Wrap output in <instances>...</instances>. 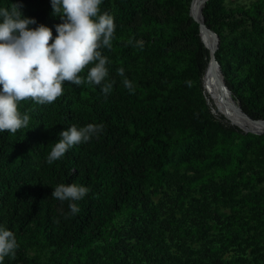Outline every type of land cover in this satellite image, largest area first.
<instances>
[{
    "label": "trees",
    "instance_id": "1",
    "mask_svg": "<svg viewBox=\"0 0 264 264\" xmlns=\"http://www.w3.org/2000/svg\"><path fill=\"white\" fill-rule=\"evenodd\" d=\"M6 1L19 4L16 0ZM189 2L103 0L101 14L107 13L114 19L112 44L120 48L123 62L140 61L145 70L142 74L154 77L151 83L133 85L134 94H130L124 84L114 81V67L107 65L106 82L114 83L106 97L100 86L78 87L65 83L63 95L50 105L21 102V113L30 116L29 126L15 135L0 133V217L5 209L14 208L17 225L7 229L14 233L18 244L15 258L6 257L4 264H39L25 253L26 233L40 236L44 243L61 251L91 250L90 258H94L100 248L97 243L110 224L134 201H143L148 187L161 185L169 167L177 172L185 162L192 164L191 159L202 143L196 140L199 136L235 137L242 142L264 138V135L243 133L240 127L228 124L222 116L216 119L210 113L202 92L209 52L201 42L198 24L189 16ZM223 2L207 0L201 11L205 26L219 38L215 59L241 110L254 121L264 119V104L254 109L238 96L222 63V55L229 52L222 28L235 29L245 19L253 31L264 36L260 23L264 3L226 11ZM236 15L244 19H235ZM44 16L30 14V18L38 22ZM164 20L182 22L185 29L163 38L157 30L162 28ZM184 50L189 51L188 63L167 74L160 67L161 61L169 56L177 58ZM242 51L253 52L249 48ZM83 75L86 76V72ZM163 79L168 81L163 82ZM259 87L264 97V75ZM86 123L103 125L99 137L74 146L49 165L47 155L58 142L59 133L72 125L80 128ZM221 164V160H213L208 167ZM193 182L187 184L193 185ZM72 183L89 188V193L81 200L63 203L51 197L57 185ZM26 193L31 197L19 205ZM70 203L77 204L78 213L71 214ZM200 212L204 216L210 214L205 209ZM140 225L145 227L144 223ZM136 228L132 226L128 237L133 238ZM118 247L116 242L107 245L108 264H119L111 261ZM144 247L143 257L121 264H137V258L158 264L154 258L158 254L164 256L169 246L153 233Z\"/></svg>",
    "mask_w": 264,
    "mask_h": 264
},
{
    "label": "rangeland",
    "instance_id": "2",
    "mask_svg": "<svg viewBox=\"0 0 264 264\" xmlns=\"http://www.w3.org/2000/svg\"><path fill=\"white\" fill-rule=\"evenodd\" d=\"M16 1L22 5L24 18H30L31 13L45 15L41 22L36 21L30 27L42 24L52 30L53 37L56 36L55 26L62 20L52 14L51 0ZM256 2L264 3V0H224L223 6L226 11H233L247 9ZM11 3L0 0V7H10ZM235 19L244 17L236 15ZM260 23L264 27V7ZM161 25L157 33L163 38L185 29L182 22L164 20ZM222 34L228 43L229 52L222 55L228 77L236 94L257 109L264 104L259 87L264 75V36L253 31L245 19L235 29L222 28ZM244 48L253 52L245 54ZM101 51L108 58V65L114 67V81L119 84H123L125 78L133 85L154 81L153 76L142 74L145 70L140 61L123 62L120 48L113 44L111 49ZM188 58L189 51L184 50L177 58H164L160 67L168 74L176 67L186 65ZM120 68L125 70L123 77L118 75ZM204 82L202 92L210 113L216 119L220 116L225 119L215 109L212 90L205 87ZM225 122L237 127L226 119ZM239 129L247 134L264 135V132L254 134ZM196 140H202V143L191 159L192 164L185 162L177 172L174 167H169L161 185L148 187V195L143 201H134L110 224L105 236L97 243L100 248L94 258H90L91 250L84 253L61 251L44 243L40 236L26 233L23 247L28 258L39 264H108L110 259L105 257L109 251L107 245L116 242L119 247L111 261L121 264L143 257L146 252L144 246L155 233L156 238L160 237L169 246L164 256L158 254L154 258L158 264H264V138L242 142L235 137L209 135L199 136ZM213 160H221V166L209 168ZM189 181H194L193 185L187 184ZM30 197L26 193L19 205ZM8 209L0 217V227L15 228L16 211L12 207ZM202 209L210 211V214L204 216L200 212ZM142 223L145 227H141ZM132 226L137 227L133 238L128 237ZM138 258L137 264H149L147 260Z\"/></svg>",
    "mask_w": 264,
    "mask_h": 264
},
{
    "label": "clouds",
    "instance_id": "3",
    "mask_svg": "<svg viewBox=\"0 0 264 264\" xmlns=\"http://www.w3.org/2000/svg\"><path fill=\"white\" fill-rule=\"evenodd\" d=\"M102 3L103 0H51L52 14L62 20L55 26V37L42 24L30 27L37 22L23 17L22 5L0 7V133L15 135L27 128L30 116L21 113V102L50 105L63 95L65 83L100 86L105 97L110 94L114 82H106L109 60L101 49H111L115 24L110 15L101 14ZM117 71L124 76L123 68ZM123 84L134 94L128 79H123ZM102 131L103 125L93 123L80 128L70 126L59 133L46 162L53 164L74 146L98 138ZM89 191L75 183L60 184L51 197L61 203L78 201ZM69 208L73 215L79 212L75 203H70ZM17 248L14 233L0 227V264L6 257L14 259Z\"/></svg>",
    "mask_w": 264,
    "mask_h": 264
},
{
    "label": "bare ground",
    "instance_id": "4",
    "mask_svg": "<svg viewBox=\"0 0 264 264\" xmlns=\"http://www.w3.org/2000/svg\"><path fill=\"white\" fill-rule=\"evenodd\" d=\"M207 0H192L191 1V12L192 14L200 19V13L204 6V3ZM202 39L205 45L208 46L209 49L214 48L215 39L210 34L202 32ZM205 87L212 90L214 96V105L215 109L225 117L231 124L237 125L241 129L247 132L254 133H263L264 132V120L260 121H252L246 118L237 108L236 103H232L223 90V88L219 85L215 75V69L212 64L207 66L205 76H204Z\"/></svg>",
    "mask_w": 264,
    "mask_h": 264
},
{
    "label": "water",
    "instance_id": "5",
    "mask_svg": "<svg viewBox=\"0 0 264 264\" xmlns=\"http://www.w3.org/2000/svg\"><path fill=\"white\" fill-rule=\"evenodd\" d=\"M204 4H205V3H204ZM190 6H191V3H190ZM190 8H191V7H190ZM190 8H189V16H190V17H191V18H192V19L198 24V30H199V36H200L201 42L203 43L204 47H205V48L208 50V52H209V60H208V64H207V66H208L209 64H212V65H213V67H214V69H215V75H216L217 82H218L219 85L223 88V90L225 91V93H226L227 96L229 97L230 101H231L232 103H236V104H237V108H238V110H239V111H240V112H241L246 118L252 120L249 116H247V115L241 110L239 102H237V101H235V100L233 99V97H232V95H231V92H230L229 88H228L227 85L225 84L223 74H222V72H221V70H220V67H219V64H218V62L216 61L215 56H214L215 51H216V49L218 48V43H219V38H218V36H217L212 30H210L207 26H205V24L203 23L202 13H200V19H198V18H196V17L192 14ZM201 11H202V10H201ZM202 32H205V33H207V34H210L211 36L214 37V39H215V46H214V48L209 49L208 46L205 45V43H204V41H203V39H202V35H201ZM206 68H207V67H206ZM205 71H206V69H205ZM205 71H204V73H205ZM203 77H204V74H203ZM203 77H202V81H203ZM203 87H204V85H203ZM252 121H253V120H252ZM257 121H260V120H257ZM242 130H243V129H242ZM243 131H244V132H247V131H245V130H243ZM251 133H254V132H251ZM254 134H260V133H254Z\"/></svg>",
    "mask_w": 264,
    "mask_h": 264
}]
</instances>
